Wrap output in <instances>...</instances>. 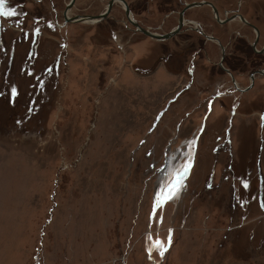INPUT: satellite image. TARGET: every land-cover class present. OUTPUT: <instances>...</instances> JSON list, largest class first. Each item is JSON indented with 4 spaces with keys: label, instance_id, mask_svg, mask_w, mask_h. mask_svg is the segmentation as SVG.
Returning a JSON list of instances; mask_svg holds the SVG:
<instances>
[{
    "label": "rangeland",
    "instance_id": "374dc122",
    "mask_svg": "<svg viewBox=\"0 0 264 264\" xmlns=\"http://www.w3.org/2000/svg\"><path fill=\"white\" fill-rule=\"evenodd\" d=\"M68 1L29 0L22 28L0 16V264H264L263 113L194 108L195 83L139 74L153 42L128 43L117 9L63 26ZM191 139L187 187L154 216L165 161L182 168L171 154Z\"/></svg>",
    "mask_w": 264,
    "mask_h": 264
},
{
    "label": "flooded vegetation",
    "instance_id": "af4514ba",
    "mask_svg": "<svg viewBox=\"0 0 264 264\" xmlns=\"http://www.w3.org/2000/svg\"><path fill=\"white\" fill-rule=\"evenodd\" d=\"M34 1L51 14H56L61 7L60 0ZM110 1H106L101 13ZM69 2L64 5L63 13ZM28 3L29 0H7L5 9L15 10L19 15L2 17L10 25H21L22 28L28 16ZM99 3L102 1L74 0L68 12L74 10L79 16H98L101 13L93 15L92 11ZM114 9L121 14L118 23L129 34L128 43L138 46L145 39L153 42L150 46L154 49L145 57L143 69L135 65L139 74L154 75L161 67L173 79V88L179 86L178 82L187 89L195 83L194 108L210 110L211 102V110L217 108L223 115L230 116L229 123H233L238 114L254 116L253 110L263 113L264 120V0H115L103 20L108 19ZM126 10L138 27L128 20ZM143 13L150 14L148 21L139 18ZM44 18L43 15L34 19L41 22ZM139 29L158 36L177 31L168 39L158 40ZM135 37L140 40H132ZM23 38H27L26 33ZM5 57L6 54L0 56V62ZM146 64H149L147 69ZM177 98L179 95L171 100ZM255 119L251 117L246 121L244 118L243 124L253 126ZM192 141L195 139L187 142L191 145ZM167 167L165 161L163 170Z\"/></svg>",
    "mask_w": 264,
    "mask_h": 264
},
{
    "label": "snow or ice",
    "instance_id": "6c2138e0",
    "mask_svg": "<svg viewBox=\"0 0 264 264\" xmlns=\"http://www.w3.org/2000/svg\"><path fill=\"white\" fill-rule=\"evenodd\" d=\"M7 0H0V16L5 17H14L19 15L15 10H6L5 4ZM16 95L15 91L12 93ZM210 110H211V102H210ZM195 141H192L190 148L194 147ZM193 168V157L191 154L188 155L187 160L183 164V167L177 166L172 171L161 170L164 175L159 179L158 185L159 190L156 193V197L153 204V215L155 216L156 210L164 208L168 203L173 202L177 199L180 193L187 187L186 180L188 179L191 170ZM171 180V182H169ZM211 187V183L209 184ZM243 187L247 189L249 187L248 183L245 182ZM261 208L264 209V202L261 203ZM173 245V237L172 232L169 230V236L167 245H165L162 241L156 240L154 241V247L159 249V255L161 258H164L166 254L169 252L170 248ZM151 249H149V256L151 257Z\"/></svg>",
    "mask_w": 264,
    "mask_h": 264
},
{
    "label": "water",
    "instance_id": "95a60500",
    "mask_svg": "<svg viewBox=\"0 0 264 264\" xmlns=\"http://www.w3.org/2000/svg\"><path fill=\"white\" fill-rule=\"evenodd\" d=\"M115 0H111L109 3H108V6L106 8V10L99 14L98 16H79V15H75V16H72V17H68V11L70 9V7L72 6V4L74 3V0H70L69 4L67 5V8L65 10V12L63 13V26H65L67 23H96L100 20H103L107 17L109 11H110V7L112 5V3L114 2ZM125 4V3H124ZM126 15H127V18L128 20L134 24L136 27H138L136 25V23H134L132 21V19L130 18V13L128 10H126ZM141 30L143 33H145L146 35L150 36L151 38H155V39H158V40H162V39H168L169 37H171L172 35L175 34V32L177 31H173V32H170L166 35H163V36H158V35H155V34H152V33H149L147 31H144L143 29H139Z\"/></svg>",
    "mask_w": 264,
    "mask_h": 264
},
{
    "label": "bare ground",
    "instance_id": "6f19581e",
    "mask_svg": "<svg viewBox=\"0 0 264 264\" xmlns=\"http://www.w3.org/2000/svg\"><path fill=\"white\" fill-rule=\"evenodd\" d=\"M97 23V22H96ZM189 150H190V145L187 144V149L186 150H182L181 152H176V153H173L171 154V159H173V161L175 160V163L179 162V159L180 158H188V155H189ZM169 165V163H168ZM173 165H171L169 168L167 167L166 171L168 169H170Z\"/></svg>",
    "mask_w": 264,
    "mask_h": 264
}]
</instances>
